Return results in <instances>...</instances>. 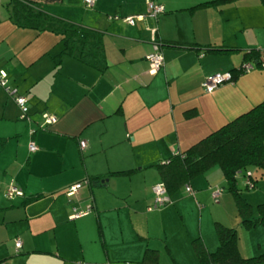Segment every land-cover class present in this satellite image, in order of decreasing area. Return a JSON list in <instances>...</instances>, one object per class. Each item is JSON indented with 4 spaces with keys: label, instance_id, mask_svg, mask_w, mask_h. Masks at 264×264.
Masks as SVG:
<instances>
[{
    "label": "crops",
    "instance_id": "1",
    "mask_svg": "<svg viewBox=\"0 0 264 264\" xmlns=\"http://www.w3.org/2000/svg\"><path fill=\"white\" fill-rule=\"evenodd\" d=\"M13 1H0V69L27 99L29 119L19 122L16 104L0 88V156L8 139L21 138L0 174V264H199L193 240L215 251L216 223L236 229L240 256L264 252V225L244 227L229 191L212 198V187L227 188L217 165L191 178L194 194L182 186L168 206L148 209L161 181L159 162L264 101V0L195 9L213 0H152L163 12L134 24L124 17L144 14L148 0H96L90 8L83 0H19L86 32L71 43L80 58L62 53L58 67L63 36L15 21ZM153 41L161 42L164 65L152 74L145 55ZM250 50L259 52L251 70L203 89L206 76L236 69ZM44 113L57 120L40 128ZM30 141L37 150L29 151ZM5 175L22 196H4ZM81 181L68 197L67 188ZM238 187L257 215L264 194L254 205ZM110 210L125 214L116 229Z\"/></svg>",
    "mask_w": 264,
    "mask_h": 264
},
{
    "label": "trees",
    "instance_id": "2",
    "mask_svg": "<svg viewBox=\"0 0 264 264\" xmlns=\"http://www.w3.org/2000/svg\"><path fill=\"white\" fill-rule=\"evenodd\" d=\"M223 1L227 0L199 3L191 9L206 6V4H219ZM13 11L15 21L20 24L32 27L37 31L50 29L63 36L62 39L65 40L66 45L54 55L56 67L60 66L62 53L67 52L80 58L71 43L84 40L87 37L86 32L55 22L45 15L38 3L14 0ZM96 48L99 50L98 43L95 45ZM244 55V62L249 60L258 62L259 52L256 50L245 52ZM242 64L229 71L232 73V81L238 73L243 72ZM2 143L3 139L0 138V145ZM175 152L178 154L172 153L170 158L157 164L161 182L165 184L169 197L182 186L185 187L186 184H189L191 178L217 165L226 178L227 190L237 203L238 214L242 219L243 226L264 225V202L258 204L257 215H253L250 204L243 199L241 189L238 187L240 182L243 188L249 189L243 183L244 178L247 177L254 188L257 185L258 177L264 176V101L201 138L184 152ZM257 172L259 175L256 174ZM115 173L127 174L129 171ZM215 229L219 241L215 251L209 252L200 239L193 240L199 264H264V252L250 257L240 256L235 228L216 223Z\"/></svg>",
    "mask_w": 264,
    "mask_h": 264
},
{
    "label": "built area",
    "instance_id": "3",
    "mask_svg": "<svg viewBox=\"0 0 264 264\" xmlns=\"http://www.w3.org/2000/svg\"><path fill=\"white\" fill-rule=\"evenodd\" d=\"M1 1V0H0ZM96 0H83L85 6L91 7ZM147 7H146V12L144 14L136 15V16H127L124 17V21H126L129 24H134V21L136 19H143L145 16H150L153 18H156L158 14L163 12L164 7L161 4H157L153 2L152 0L147 1ZM113 18L119 19L118 16H114ZM122 19V18H121ZM155 32V29H152V33ZM161 42L158 41H153V50L145 55V60L148 63L149 66V72L150 73H156L161 67L164 65V58L163 54L161 52L160 48ZM253 63L250 61H245L243 62L241 69L243 72L249 71L253 68ZM232 81V73L229 71L226 72H216L213 74H209L204 78V80L201 83V86L206 92H212L216 87L219 85H222L226 82H231ZM0 88H3L8 95H11L17 104V106L20 109V118L23 120H28L29 115H28V106H27V99L18 93V89L16 87H11L8 85V78H7V72L0 69ZM57 118L54 115L44 113L43 114V123L40 124V128L44 127L45 125L52 124L56 122ZM32 133V132H31ZM80 147L83 148L85 147V142L80 141ZM29 151L33 152L37 150V145L33 142L30 141L28 145ZM174 155L178 154V152H173ZM244 185L248 186L249 188H252V184L249 182L248 178H244L243 181ZM82 186L81 182L75 183L73 185H70L67 188V195L71 196L74 195L79 188ZM185 191L192 195L194 194L193 189L189 184H186L184 187ZM223 188L215 186L212 187L211 189V196L212 198H217L221 193H222ZM152 191L154 194L153 197V202L148 206V209H155L162 207L168 203H170V198L166 190V186L163 182H157L153 185ZM23 190L22 188L17 185V183L12 179L5 191H4V196L7 199H13L16 196H22ZM90 211V207H88L86 210L82 211H75L74 214L72 215V218L75 217H80L82 215L87 214ZM21 245V241L19 239L15 240V246L16 248H19ZM105 264H111V263H105Z\"/></svg>",
    "mask_w": 264,
    "mask_h": 264
},
{
    "label": "rangeland",
    "instance_id": "4",
    "mask_svg": "<svg viewBox=\"0 0 264 264\" xmlns=\"http://www.w3.org/2000/svg\"><path fill=\"white\" fill-rule=\"evenodd\" d=\"M84 6H85V4H84ZM86 8H90V7H88V6H85ZM121 20V19H120ZM58 46H60V44L58 45ZM11 99H12V101L15 103V101H14V99H13V97L11 96V95H8ZM16 104V103H15ZM16 106H17V104H16ZM17 108H18V120H19V122L20 123H23L25 120H23V119H21L20 118V115H21V113H20V109H19V107L17 106ZM42 120H40V122H41ZM39 122V123H40ZM25 123V122H24ZM15 140H12V139H8L7 140V142L5 143V152H4V154L3 155H1L0 156V174H1V170H4V168H5V166L10 162V158H11V155L12 154H14V149L16 148L15 146H16V143H17V141H16V138H18L19 140L21 139L20 138V136L18 137V136H15V137H13ZM11 154V155H10ZM257 175H259V172H257L256 173ZM260 177V176H259ZM258 177V180H257V183H258V185H256V187H254V188H249V189H245V188H243L242 189V191H243V194H244V196H246L247 198H249V197H251V198H253V200L255 201V200H257V195L258 194H264V178H259ZM2 178H3V175H1V177H0V180H2ZM5 180H6V184H5V188L4 189H6V187H7V185H8V183L13 179V178H11V177H8V175L6 176L5 175ZM262 179V180H261ZM5 180H4V182H5ZM84 181H81V183H83ZM83 185H84V183H83ZM3 184H2V190H3ZM220 187V186H219ZM223 188V190H222V193L225 191V193H228V190H227V188L226 187H222ZM108 191L111 193V195L112 196H115V193H114V191L112 190V187H110L109 189H108ZM221 193V194H222ZM0 195H1V197H3L2 196V191L0 190ZM67 195V194H66ZM75 195V194H74ZM68 196V195H67ZM73 196V195H72ZM17 197H20V196H16L15 198H17ZM68 197H71V196H68ZM106 197H110L109 195H107L106 194ZM230 197H232L231 195H230ZM14 198V199H15ZM107 201H110V200H106V202ZM256 202L257 201H255V203H254V205L256 204ZM169 204H166V205H164V206H162V207H159V208H155V209H153L154 211L155 210H159V209H162V208H164V207H166V206H168ZM213 208L214 209H222V208H216V206L214 205L213 206ZM225 208V207H224ZM86 209V208H85ZM226 209V208H225ZM227 211L229 212V207L227 206ZM107 218H108V222H109V224H110V226L112 227V228H114V229H116L117 228V224L118 223H120V224H123V223H121V221H120V219H122V221L124 222L125 221V214H124V212L122 211V210H120V212H114V210H110V211H108L107 212ZM262 241H264V239H262Z\"/></svg>",
    "mask_w": 264,
    "mask_h": 264
}]
</instances>
